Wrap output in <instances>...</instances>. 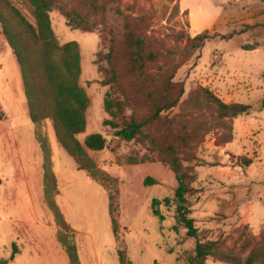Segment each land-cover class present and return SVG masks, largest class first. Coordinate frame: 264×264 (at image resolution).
I'll list each match as a JSON object with an SVG mask.
<instances>
[{"label":"rangeland","instance_id":"1","mask_svg":"<svg viewBox=\"0 0 264 264\" xmlns=\"http://www.w3.org/2000/svg\"><path fill=\"white\" fill-rule=\"evenodd\" d=\"M8 1L35 24L30 0ZM262 3L54 0L53 30L61 45L79 44L81 86L90 98L87 129L77 139L82 145L91 134L106 140L103 151L86 150L96 166L91 171L81 170L61 146L52 119L39 130L31 121L22 72L0 23V259L71 264L62 233L76 246L81 264H121V257L132 264H246L254 251L260 255L254 264H264V21H238L240 7L262 12ZM71 10L83 14L90 28L69 24L64 12ZM129 29L144 40L143 56H156L136 74L125 53ZM205 32L214 38L195 49L191 39ZM111 43L119 50L117 81L107 61ZM170 87L184 95L145 127L156 145L150 138L118 136L133 117L151 118L154 103ZM205 90L252 110L222 118ZM106 101L122 104L115 116L106 111ZM170 146L189 177L188 217L197 240L178 222L176 203H162L163 222L153 213V201L173 199L179 186L161 152ZM148 178L155 184H147ZM53 201L71 229L59 228L49 207ZM197 242L218 245L199 262Z\"/></svg>","mask_w":264,"mask_h":264},{"label":"trees","instance_id":"2","mask_svg":"<svg viewBox=\"0 0 264 264\" xmlns=\"http://www.w3.org/2000/svg\"><path fill=\"white\" fill-rule=\"evenodd\" d=\"M30 3L34 11L35 24L28 22L8 0H0V23L22 72L31 121L38 128L39 124L46 119H52L55 124L56 136L61 146L77 161L81 170L91 171L96 166L88 160L86 150L103 151L106 148V140L101 134L89 135L84 145L77 139V136L85 133L87 129V111L90 107V98L81 86L80 46L77 42L61 45L57 40L50 17L54 0H30ZM90 4L92 10H94L95 2L93 1ZM64 14L69 20V24L75 25L78 29L86 30L90 28L84 15L78 11H65ZM26 35L29 37H26ZM212 38L214 36H210L208 32H205L191 40L193 41V47L201 50ZM125 39L127 41L125 53L126 58H128L130 71L132 74L139 73L147 66L149 60H153L156 56L153 54H150L147 58L143 56L145 42L133 30L129 29L127 31ZM37 54H40L39 59H36ZM118 55L119 50L115 44L111 43L107 61L113 81L119 80L116 66ZM147 60L148 62L146 63ZM175 93L176 90L174 88L170 87L167 89L164 96L154 103V112L151 118L140 120L133 117L117 133L118 136L126 141H132L137 137L150 138L144 132L145 127L158 120L164 111L176 107L184 95V90L181 89L178 95H175ZM204 93L207 101L217 106L218 113L222 118L236 119L249 114L252 110L250 105H228L208 90H205ZM118 106L122 108V104L116 103L115 105L112 101H106L105 104L106 111L112 116L116 115L117 112L115 113L114 110ZM150 140L156 145L154 139L150 138ZM227 143H230V141L225 144ZM42 149L46 155L49 154V149L46 146L42 145ZM161 152L167 156L164 161L176 174L179 186L173 199L166 198L163 201L155 199L153 201V213L163 222L166 218L160 210L162 203L168 208L176 203L178 222L184 225L190 238L197 240L198 229L195 227L194 220L188 217L187 199L193 193L192 188L185 183L189 177L187 174L182 173V164L173 147L170 146L167 150ZM245 164L250 166L252 161L246 160ZM45 167H47L46 163ZM49 172L50 170L46 174L52 176L53 174ZM48 178L47 175L45 180L47 179L48 181ZM52 180L55 184L54 177H52ZM146 183L155 184L154 180L150 178L146 180ZM49 207L57 218L59 228L65 231L71 229L54 201L50 202ZM59 238L66 248L71 264H81L76 246L67 241L66 235H62V233ZM217 245V242L206 244L197 242L195 260L201 262L210 257L216 250ZM15 254L16 251L13 253L12 259ZM259 259L260 255L254 251L246 264H254ZM120 263L132 264L122 257L120 258ZM0 264H9V262L5 259H0ZM190 264H194L192 260Z\"/></svg>","mask_w":264,"mask_h":264},{"label":"crops","instance_id":"3","mask_svg":"<svg viewBox=\"0 0 264 264\" xmlns=\"http://www.w3.org/2000/svg\"><path fill=\"white\" fill-rule=\"evenodd\" d=\"M264 4V3H262ZM260 6V5H258ZM258 6L256 7V9L258 8ZM261 8H258V10H256L255 12H253V10L249 13V9L246 7H240L239 8V22L242 23H247V24H253V22H257L258 24H260L259 22H263L264 21V9L261 12L260 11ZM187 10V9H186ZM255 15H259L256 18H254ZM227 21H229V17L225 20V23H227ZM255 23V24H257ZM38 129V128H37ZM39 185L40 182H36V188H38L39 190Z\"/></svg>","mask_w":264,"mask_h":264}]
</instances>
